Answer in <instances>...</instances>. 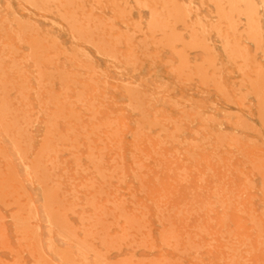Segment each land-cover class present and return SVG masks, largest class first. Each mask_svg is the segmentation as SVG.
Masks as SVG:
<instances>
[{
	"label": "rangeland",
	"instance_id": "rangeland-1",
	"mask_svg": "<svg viewBox=\"0 0 264 264\" xmlns=\"http://www.w3.org/2000/svg\"><path fill=\"white\" fill-rule=\"evenodd\" d=\"M0 92V264L264 263V0H0Z\"/></svg>",
	"mask_w": 264,
	"mask_h": 264
},
{
	"label": "bare ground",
	"instance_id": "bare-ground-1",
	"mask_svg": "<svg viewBox=\"0 0 264 264\" xmlns=\"http://www.w3.org/2000/svg\"><path fill=\"white\" fill-rule=\"evenodd\" d=\"M96 1H97V0H96ZM166 2H170V1H166ZM87 4H88V3H87ZM98 4H100V3L98 2ZM127 4H128V3H127ZM81 6H82V5H81ZM90 6H92V5H90ZM75 7L77 8L76 5H75ZM76 10H77V9H76ZM121 12H122V11H121ZM119 13H120V12H119ZM122 14H123V13H122ZM166 15H167V14H166ZM160 17H162V16H160ZM84 18H85V17H84ZM85 19H87V18H85ZM88 20H89V19H88ZM76 21H77V20H76ZM93 22H94V21H93ZM102 23H103V22H102ZM102 23H101V24H102ZM80 24H81V23H80ZM148 24H149V23H148ZM148 24H146V25H148ZM139 25H140V24H139ZM81 26H82V25H81ZM99 26H100V25H99ZM75 27H76V26H75ZM104 27H105V26H104ZM107 27H109V26H107ZM76 28H77V27H76ZM74 29H75V28H74ZM96 29H97V28H96ZM112 29H113V28H112ZM91 31H92V30H91ZM97 31H98V30H97ZM97 31H96V32H97ZM73 32H74V31H73ZM86 32H87V31H86ZM74 33H75V32H74ZM76 33H77V32H76ZM89 33H90V32H89ZM80 34H81V33H80ZM92 34H93V33H92ZM92 34H91L90 36H92ZM80 37H81V36H80ZM81 38H83V36H82ZM103 39H104V38H103ZM81 40H82V39H81ZM84 40H85V39H84ZM84 40H83V41H84ZM116 40H117V39H116ZM172 40H173V39H172ZM87 41H89V40H86V42H87ZM84 42H85V41H84ZM89 42H90V41H89ZM98 42H99V41H98ZM104 42H105V41H104ZM138 42H139V41H138ZM173 42H174V41H173ZM173 42H172V43H173ZM100 43H101V42H100ZM100 43H99V44H100ZM90 44H91V43H90ZM93 44H95V43H92V46L94 47ZM166 44H167V43H166ZM105 45H106V44H105ZM116 45H117V44H116ZM118 45H119V44H118ZM110 46H111V45H110ZM106 47H107V46H106ZM111 47H112V46H111ZM129 47H130V46H129ZM129 47H128V48H129ZM156 47H157V46H156ZM113 48H114V47H113ZM113 48H112V49H113ZM108 49H109V48H108ZM112 49L110 48V50H112ZM131 49H132V48H131ZM180 49H181V48H180ZM177 50H178V49H177ZM181 50H182V49H181ZM78 52H79V51H78ZM103 52H104V51H103ZM155 52H156V51H155ZM181 52H182V51H181ZM109 53H110V52H109ZM109 53H108V55H109ZM127 53H128V51H127ZM132 53H133V52H132ZM136 53H137V52H136ZM86 55H87V54H86ZM86 55H85V56H86ZM106 55H107V53H106ZM115 55H116V54H114V56H115ZM134 55H135V54H134ZM72 57H73V56H72ZM109 57H110V56H109ZM138 58H139V57H138ZM177 58H178V57H177ZM86 59H87V57H86ZM89 60H90V58H89ZM89 60H88V61H89ZM91 60H92V59H91ZM182 60H183V59H182ZM182 60H181V61H182ZM72 61H73V60H72ZM92 61H93V60H92ZM166 61H167V60H166ZM166 61H165V62H166ZM178 62H179V61H178ZM181 63H182V62H181ZM176 64H177V63H176ZM211 65H212V64H211ZM211 65H210V66H211ZM187 66H188V65H187ZM208 66H209V65H208ZM77 67H78V66H77ZM88 67H89V66H88ZM90 68H91V67H90ZM174 68H175V67H174ZM174 68H173V69H174ZM177 68H178V67H177ZM186 68H187V67H186ZM86 69H87V68H86ZM190 69H191V68H190ZM196 69H197V68H196ZM198 69H199V68H198ZM201 69H202V68H201ZM97 70H98V69H97ZM169 70H171V69H169ZM176 70H178V69H176ZM202 70H203V69H202ZM186 71H187V70H186ZM64 72H65V71H64ZM66 72H67V71H66ZM170 72H171V71H170ZM182 72H183V71H182ZM198 72H199V71H198ZM68 73H69V72H68ZM171 73H172V72H171ZM173 73H174V71H173ZM72 74H73V73H72ZM101 74H103V72H102ZM185 74H186V73H185ZM103 75H104V74H103ZM178 75H179V74H178ZM183 75H184V74H183ZM73 76H74V75H73ZM77 76H78V74H77ZM77 76H74V77L77 78ZM120 76H121V75H120ZM180 76H181V75H179V77H180ZM78 77H79V76H78ZM104 77H105V76H104ZM182 77H183V76H182ZM69 81H70V80H69ZM128 83H130V82H128ZM74 84H75V82H74ZM82 84H83V83H82ZM94 84H95V83H94ZM71 85H72V84H71ZM78 85H80V84H78ZM121 85H122V84H121ZM171 85H172V84H171ZM10 86H11V85H10ZM20 86H21V85H20ZM129 86H130V85H129ZM2 87L4 88L3 85H2ZM80 87L82 88V86H80ZM83 87H85V86H83ZM126 87H127V86H126ZM137 87H138V86H137ZM139 87H140V86H139ZM113 88H114V87H113ZM141 88H142V86H141ZM161 88H162V87H161ZM164 88H165V87H164ZM4 89H5V88H4ZM130 89L132 90L133 88L131 87ZM139 89H140V88H139ZM82 90H83V89H82ZM5 91H7V88H6ZM135 91H136V89H135ZM135 91H133V93H134ZM1 92H4V91L1 90ZM1 92H0V93H1ZM77 92H78V91H77ZM80 92H81V91H80ZM80 92H79V94H80ZM130 92H131V91H130ZM138 92H139V91H137V93H138ZM146 92H147V91H146ZM9 93H10V92H9ZM148 93H149V92H148ZM2 94H3V93H2ZM6 94H8V93H6ZM4 95H5V94H4ZM76 95H77V94H76ZM127 96H128V95H127ZM135 96H136V95H135ZM143 96H144V94H143ZM156 96H158V95H156ZM0 97H1V96H0ZM8 97H9V96H8ZM78 97H79V95L77 96V99H78ZM80 97H81V96H80ZM80 97H79V98H80ZM75 98H76V96H75ZM138 98H139V97H138ZM166 98H167V97H166ZM4 99H5V97H4ZM14 99H15V98H14ZM164 99H165V97H164ZM2 100H3V99H2ZM8 100H10V99H8ZM138 100H139V99H138ZM138 100H134V101L137 102ZM140 100H141V99H140ZM189 100H190V99H189ZM12 101H13V100H12ZM14 101H15V100H14ZM132 101H133V99H132ZM163 101H164V100H163ZM173 101H174V100H173ZM174 102H175V101H174ZM2 103H4V101H2ZM139 103H140V102H139ZM92 104H93V103H92ZM143 104H144V103H143ZM141 105H142V104H141ZM171 105H172V104H171ZM137 106H138V105H137ZM4 107H5V106H4ZM144 107H146V106H144ZM6 108H7V107H6ZM6 108H3V109H6ZM91 108H92V106H91ZM128 108H130L129 105H128ZM135 108H136V107H135ZM192 108H193V107H192ZM87 110H88V109H87ZM91 110H92V109H91ZM138 110H139V109H138ZM198 110H199V109H198ZM132 111H133V110H132ZM134 111H135V110H134ZM142 111H143V110H142ZM78 112H79V111H78ZM161 112H163V111L161 110ZM186 112H187V111H186ZM199 112H200V111H199ZM5 113H6V112H5ZM92 113H93V110H92ZM94 113H95V112H94ZM186 114H187V113H186ZM186 114H184V116H185ZM199 114H201V112H200ZM73 115H74V114H73ZM112 115H113V114H112ZM162 115H163V114H162ZM195 115H196V114H195ZM3 116H4V115H3ZM77 116H78V115H77ZM143 116H144V114H143ZM146 116H147V115H146ZM188 116H189V115H188ZM201 116H202V115H201ZM15 117H16V116H15ZM75 117H76V116H75ZM70 118H72V117H70ZM182 118H183V117H182ZM187 118H188V117H187ZM214 119H215V118H214ZM16 120H18V119H16ZM16 120H15V121H16ZM167 120H169V119H167ZM184 120H185V119H184ZM208 120H210V119H208ZM216 120H217V119H216ZM75 121H77V120H75ZM202 121H203V120H202ZM219 121H220V120H219ZM205 122H206V121H205ZM11 123H12V122H11ZM15 123H16V122H15ZM115 123H116V122H115ZM115 123H114V124H115ZM151 123H152V122H151ZM217 123H218V121H217ZM106 124H107V123H106ZM108 124H110V123H108ZM153 124H154V123H153ZM157 124H158V123H157ZM98 125H99V124H98ZM136 125H137V124H136ZM174 125H176V124H174ZM1 126H2V125H1ZM11 126H12V125H11ZM93 126H94V125H93ZM104 126H105V125H104ZM122 126H123V125H122ZM152 126H153V125H152ZM155 126H156V125H155ZM178 126H179V125H178ZM178 126H177V127H178ZM13 127H14V126H13ZM139 127H140V126H139ZM211 127H212V126H211ZM0 128H1V127H0ZM10 128H11V127H10ZM93 128H94V127H93ZM95 128H96V127H95ZM95 128H94V129H95ZM136 128H137V127H136ZM161 128H162V126H161ZM6 129H7V128H6ZM50 129H51V128H50ZM105 129H106V128H105ZM46 130H47V129H45V131H46ZM54 130H55V128H54ZM98 130H99V129H98ZM135 130H136V129H135ZM175 130H176V129H175ZM212 130H213V129H212ZM2 131H3V130H2ZM55 131H56V130H55ZM57 131H58V130H57ZM70 131H71V129H70ZM113 131H114V130H113ZM114 132H116V131H114ZM114 132H110V133L113 134ZM133 132H134V131H133ZM140 132H141V131H140ZM179 132H181V131H179ZM179 132H178V133H179ZM3 133H4V131H3ZM222 133H223V131H222ZM87 134H88V133H87ZM117 134H118V132H117ZM117 134H116V135H117ZM119 134H120V133H119ZM121 134H122V133H121ZM218 134H219V133H217V135H218ZM90 135H91V134H90ZM213 135H214V133H213ZM229 135H231V134H229ZM45 136H46V135H45ZM62 136H63V135H62ZM76 136H77V135H76ZM78 136H79V135H78ZM222 136H223V135H222ZM211 137H212V136H211ZM45 138H47V137H45ZM172 138H173V137H172ZM218 138H219V137H218ZM235 138H236V137H235ZM239 138H240V137H239ZM64 139H65V138H64ZM112 139H113V138H112ZM112 139H111V140H112ZM231 139H232V138H231ZM237 139H238V138H236V140H237ZM240 139H241V138H240ZM41 140H42V139H41ZM65 140H67V139H65ZM68 140H69V139H68ZM221 140H222V139H221ZM233 140H234V139H233ZM236 140H235V141H236ZM12 141H15V140L13 139ZM45 141H46V140H45ZM57 141H59V140H57ZM57 141H56V142H57ZM61 141H62V140H61ZM74 141H75V140H74ZM214 141H215V140H214ZM3 142H4V141H3ZM47 142H48V141H47ZM63 142H64V141H63ZM223 142H224V141H223ZM253 142H254V141H253ZM41 143H42V142H41ZM41 143H40V144H41ZM66 143H67V142H66ZM92 143H93V142H92ZM113 143H114V142H113ZM221 143H222V142H221ZM235 143H236V142H235ZM237 143H238V142H237ZM43 144H44V142H43ZM47 144H48V143H47ZM49 144H51V143H49ZM88 144H89V141H88ZM129 144H130V143H129ZM190 144H191V142H190ZM252 144H253V143H252ZM256 144H257V143H256ZM13 145H14V144H13ZM92 145H93V144H92ZM219 145H220V143H219ZM25 146H26V145H25ZM196 146H197V145H196ZM225 146H226V145H225ZM254 146H255V145H254ZM257 146H258V145H257ZM15 147H16V146H15ZM17 147H18V146H17ZM26 147H27V146H26ZM39 147H40L39 149L42 148L41 146H39ZM50 147H51V146H50ZM255 147H256V146H255ZM18 148H19V147H18ZM29 148H30V147H29ZM220 148H221V147H220ZM250 148H251V147H250ZM89 149H90V148H89ZM104 149H105V148H104ZM222 149H223V148H222ZM22 150H23V149H21V151H22ZM42 150H43V149H42ZM42 150H41V151H42ZM46 150H47V148H46ZM48 150H49V148H48ZM48 150H47V151H48ZM105 150H106V149H105ZM107 150H108V149H107ZM175 150H176V149H175ZM25 151H27V150H25ZM41 151H39V152H41ZM100 151H101V150H100ZM224 151H225V150H224ZM20 153H21V152H20ZM24 153H25V152H24ZM140 153H141V152H140ZM22 155H23V154H22ZM22 155H21V156H22ZM178 155H179V154H178ZM254 155H255V154H254ZM37 156H39V155L37 154ZM100 156H101V155H100ZM180 156H181V155H180ZM191 156H192V155H191ZM215 156H216V155H215ZM23 157H24V155H23ZM39 157L41 158L42 156H39ZM39 157H38V158H39ZM33 158H34V157H33ZM38 158H37V159H38ZM91 158H92V157H91ZM257 158H258V157H257ZM19 159H20V158H19ZM88 159H89V158H88ZM244 159H245V158H244ZM261 160H262V159H261ZM186 161H187V160H186ZM34 162H35V161H34ZM36 162H37V161H36ZM36 162H35V163H36ZM38 162H39V159H38ZM191 162H192V161H191ZM19 163H20V162H19ZM198 163H199V162H198ZM36 164L38 165V163H36ZM52 164H53V163H52ZM135 164H136V163H135ZM34 165H35V164H34ZM41 165H42V164H41ZM14 166H15V165H14ZM20 166H21V164H20ZM38 166H39V165H38ZM42 166H43V165H42ZM51 166H53V165H51ZM140 166H141V164H140ZM140 166L138 165V167H140ZM29 167H30V166H29ZM44 167H45V166H44ZM136 167H137V165H136ZM138 167H137V168H138ZM143 167H144V166H143ZM253 167H254V166H253ZM10 168H11V167H10ZM12 168H14V167H12ZM24 168H25V167H24ZM37 168H39V167H36V169H37ZM40 168H41V167H40ZM42 168H43V167H42ZM42 168H41V171L43 172V169H44V170H45V173H47V172H46V169H45V168L42 169ZM51 168H52V167H51ZM5 169H6V168H5ZM7 169H8V167H7ZM19 169H21V168H19ZM34 169H35V167H34ZM34 169H33V170H34ZM118 169H121V167L119 168V166H118ZM139 169H140V168H139ZM143 169H144V168H143ZM257 169H258V168H257ZM16 170H17V169H16ZM27 170H29V169H27ZM255 170H256V169H255ZM255 170H254V171H255ZM24 171H25V170H24ZM149 171H151V170H149ZM256 171H257V170H256ZM9 173L12 174L11 172H9ZM111 173H113V172H111ZM210 173H211V172H210ZM0 174L3 175L1 172H0ZM13 174L15 175V173H13ZM36 174H37V173H36ZM42 174L44 175V172L41 173L40 175H42ZM240 174H241V173H240ZM14 175H13V176H14ZM11 176H12V175H11ZM11 176H10V177H11ZM44 177H45V176H43V178H42L43 181H44ZM111 177H112V176H111ZM179 177H180V176H179ZM54 178H55V177H54ZM108 178H110V177H108ZM13 179H14V178H13ZM16 179H17V178H16ZM10 180H11V179H10ZM14 180H15V179H14ZM42 180H41V181H42ZM45 180H48V178L45 179ZM139 180H140V179H139ZM156 180H157V179H156ZM16 181H18V180H16ZM1 182H2V181H1ZM3 182H4V180H3ZM6 182H7V181H6ZM8 182H9V181H8ZM5 184H7V183H5ZM42 184L44 185V183H42ZM109 184H110V183H109ZM251 184H252V183H251ZM2 186H3V185H2ZM4 186H5V185H4ZM9 186H10V185H9ZM101 186H102V185H101ZM232 186H233V185H232ZM5 188H6V187H5ZM9 188H10V187H9ZM9 188H8V189H9ZM48 188H49V187H48ZM81 188H82V187H81ZM141 188H142V185H141ZM143 188H144V187H143ZM227 188H228V186H227ZM262 188H263V186H262ZM262 188H261V189H262ZM18 189H19V188H18ZM18 189H17V191H18ZM51 189H52V188H51ZM85 189H86V188H85ZM93 189H94V188H93ZM107 189H108V188H107ZM12 190H13V189H12ZM19 190H20V189H19ZM44 190H47V189H44ZM52 190H53V189H52ZM101 190H102V189L100 188V191H101ZM53 191H54V190H53ZM97 191H98V190H97ZM139 191H140V190H139ZM262 191H264V189H263ZM242 192H243V191H242ZM97 193H99L98 195H100L102 192H97ZM261 193H262V192H261ZM2 194H3V193H2ZM2 194H1V195H2ZM23 194H24V192H23ZM107 194H108V193H107ZM8 195H10V194H8ZM12 195H13V194H12ZM47 195H49V193H48ZM247 196H248V195H247ZM3 197H4V196H3ZM3 197H2V198H3ZM51 197H52V196H51ZM93 197H95V196H93ZM93 197H92V200H94ZM133 197H134V196H133ZM8 198H9V197H8ZM0 199H1V197H0ZM50 199H51V198H50ZM239 199H240V198H239ZM13 200H14V199H13ZM231 200H232V199H231ZM248 200H249V199H248ZM53 202H54V201H53ZM106 202H107V201H106ZM94 203H95V202H94ZM94 203H93V204H94ZM226 203H227V202H226ZM49 204H50V202H49ZM51 204H52V203H51ZM107 204H108V203H107ZM229 204H231V203H229ZM2 205H3V204H2ZM52 206H53V205H52ZM92 206H93V205H92ZM92 206H91V207H92ZM114 206H115V205H114ZM114 206H113V207H114ZM211 206H212V205H211ZM223 206H224V205H223ZM229 206H230V205H229ZM60 207H61V206H60ZM121 207H122V206H121ZM92 208H93V207H92ZM99 208H100V207H99ZM101 208H102V207H101ZM123 208H124V206H123ZM250 208H251V207H250ZM48 209H49V208H48ZM103 209H104V208H103ZM116 209H117V208H116ZM173 209H175V208H173ZM114 210H115V209H114ZM175 210H176V209H175ZM251 210H252V209H251ZM117 211H118V209H117ZM114 212H115V211H114ZM118 212H119V211H118ZM123 212H124V211H123ZM146 212H147V211H146ZM173 212H175V211L173 210ZM14 213H15V212H14ZM52 213H53V212H52ZM103 213H104V211L102 212V214H103ZM124 213H125V212H124ZM57 214H58V213H57ZM104 214H105V213H104ZM179 214H180V213H179ZM53 215H54V213H53ZM106 215H108V214H106ZM126 215H127V214H126ZM251 215H252V214H251ZM251 215H250V216H251ZM51 216H52V215H51ZM56 216H57V215H56ZM58 216H59V215H58ZM108 216H109V215H108ZM123 216H125V214H123ZM128 216H129V215H128ZM261 216H262V215H261ZM62 217H63V216H62ZM100 217H101V215H100ZM106 217H107V216H106ZM121 217H122V216H121ZM141 217H142V216H141ZM143 217H144V216H143ZM251 217H253V216H251ZM251 217H250V218H251ZM60 218H61V217H60ZM63 218H65V217H63ZM112 218H114V217H112ZM132 218H134V217H131V219H132ZM99 219H101V218H97V220H99ZM56 220H57V219H55V221H56ZM65 220H66V219H65ZM67 220H68V219H67ZM97 220H96V221H97ZM116 220H117V219H116ZM129 220H130V219H129ZM141 220H142V219H141ZM62 221H63V220H62ZM79 221H80V220H79ZM114 221H115V220H114ZM136 221H137V220L135 219V223H136ZM253 221H254V220H253ZM57 222H58V221H57ZM65 222H66V221H65ZM167 222H168V221H167ZM256 222H257V221H256ZM260 222H261V221H259V223H260ZM16 223H17V222H16ZM132 223H133V221H132ZM137 223H139V221H138ZM259 223H257V224H259ZM56 224H58V223H56ZM56 224H55V225H56ZM169 224H170V223H169ZM67 225H68V224H67ZM136 225H137V224H136ZM143 225H144V224H143ZM171 225H172V224H171ZM220 225H221V224H220ZM259 225H260V224H259ZM259 225H258V226H259ZM0 226H1V225H0ZM70 226H71V225H70ZM130 226H131V224H130ZM201 226H202V225H201ZM128 227H129V226H128ZM256 227H257V226H256ZM202 228H203V227H202ZM257 228H258V227H257ZM258 229L260 230V228H258ZM67 230H68V228H67ZM161 230H162V229H161ZM259 230H258V231H259ZM59 231H60V230H59ZM0 232H2V231H0ZM87 232H88V231H87ZM89 232H90V231H89ZM89 232H88V233H89ZM162 232H163V230H162ZM165 232H166V231H165ZM172 232H174V231H172ZM259 232H260V231H259ZM71 233H72V232H71ZM85 233H86V231H85ZM0 234H1V233H0ZM51 234H52V233H51ZM82 234H83V233H82ZM89 234H90V233H89ZM52 235H53V234H52ZM67 235H68V234H67ZM170 235H171V234H170ZM174 235H175V234H174ZM176 235H177V234H176ZM176 235H175V236H176ZM186 235H187V234H186ZM228 235H229V234H228ZM86 236H88V235H86ZM90 236H91V235H90ZM90 236H88V237H90ZM158 236H159V235H158ZM160 236H161V235H160ZM163 236H164V235H163ZM84 237H85V236H84ZM166 237H167V235H166ZM166 237H164V240H163V239H162V240L165 241V240H166V239H165ZM97 238H98V237H97ZM161 238H162V237H161ZM176 239H177V237H176ZM179 239H180V238H179ZM187 239H188V238H187ZM4 240H5V239H4ZM4 240H3V241H4ZM6 240H7V239H6ZM6 240H5V241H6ZM84 240H85V239H84ZM170 240H171V238H170ZM247 240H248V239H247ZM176 241H177V240H176ZM166 242H167V240H166ZM248 242H249V241H248ZM0 243H1V242H0ZM77 243H78V242H77ZM175 243H177V242H175ZM1 244H3V243H1ZM164 244H165V243H164ZM257 244H258V243H257ZM260 245H261V244H260ZM80 246H81V245H80ZM190 246H191V245H190ZM172 247H173V246H172ZM174 247H175V246H174ZM196 247H197V246H196ZM225 247H226V246H225ZM245 247H246V246H245ZM183 248H184V247H183ZM200 248H201V247H200ZM69 249H70V248H69ZM79 249H80V248H79ZM252 250H253V249H252ZM176 251H177V250H176ZM194 251H195V250H194ZM238 251H239V250H238ZM177 252H178V251H177ZM246 252H247V251H246ZM183 253H184V252H183ZM236 253H237V252H236ZM236 253H235V254H236ZM242 253H243V252H242ZM249 253H250V252H249ZM237 255H238V254H237ZM251 255H252V252H251ZM195 256H196V255H195ZM100 257H101V256H100ZM233 257H234V256H233ZM135 259H136V258H135ZM196 259H197V258H196ZM137 260H138V259H137ZM154 260L156 261L157 259H154ZM158 260H159V259H158ZM199 260H200V259H199ZM228 260H230V259H228ZM233 260H234V259H233ZM242 260H243V259H242ZM262 260H264V259H262ZM138 261H140V260H138ZM147 261H148V260H147ZM149 261H150V260H149ZM145 262H146V261H145ZM158 262H159V261H158ZM199 262H200V261H199ZM6 263H7V262H6ZM109 263H110V261H109ZM114 263H115V262H114ZM143 263H144V262H143ZM143 263H142V264H143ZM151 263H152V262H151ZM167 263H168V260H167ZM173 263H174V262H173ZM200 263H201V262H200ZM231 263H232V262H231ZM235 263H236V262H235ZM45 264H46V263H45ZM115 264H116V263H115ZM134 264H135V263H134ZM138 264H139V263H138ZM148 264H149V263H148ZM155 264H157V263H155ZM262 264H264V263H262Z\"/></svg>",
	"mask_w": 264,
	"mask_h": 264
}]
</instances>
